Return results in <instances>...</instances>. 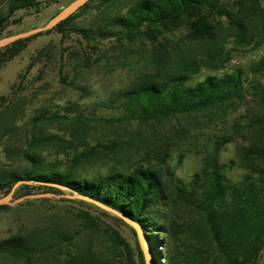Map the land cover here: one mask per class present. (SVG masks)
Returning a JSON list of instances; mask_svg holds the SVG:
<instances>
[{
	"label": "trees",
	"instance_id": "1",
	"mask_svg": "<svg viewBox=\"0 0 264 264\" xmlns=\"http://www.w3.org/2000/svg\"><path fill=\"white\" fill-rule=\"evenodd\" d=\"M95 1L89 0L78 10ZM40 4L37 0H8L0 12V33L16 11L37 9ZM126 4L106 27L75 31L87 41L94 33L100 39L125 40L129 46L144 29L168 33L185 26L191 39L211 47L223 24L214 18L224 16L229 24L226 31H235L242 39L253 37L250 20L264 19V0H129ZM233 4L237 13L231 9ZM74 14L51 30L62 33ZM258 25L261 28L264 23ZM33 36L1 47L0 64L15 56L19 46ZM188 49L186 43L169 48L158 42L154 52L160 57L157 69L162 70L163 55H174L176 60L182 55V63L194 66ZM253 70L260 77L252 88L264 116V56ZM159 72L161 77L145 76L130 88L110 94L104 103L105 117L91 111L85 114L75 103L66 113L40 105L27 116L23 98L4 99L0 108V193L8 194L18 181L25 180L30 183L17 185L15 193L36 188L54 195L68 191L95 199L139 223L155 264H257L264 246V164L252 157L264 158V131L261 145L241 151L238 168L242 173L237 177L228 174L232 165L219 161L215 142L202 168L182 181L166 167L168 149L147 147L138 155V146L114 129L132 121L188 117L240 100L248 92L243 73L206 75L188 84L183 72ZM100 123L112 131H97ZM153 135H159L156 129L150 133ZM61 200L91 205L77 199ZM4 208L7 205H0ZM75 218V232L83 240L76 243L75 233L63 227L49 233L15 235L0 240V264H45L47 258L55 264H144L138 243L131 248L115 227L102 226L99 214L80 209ZM112 219L125 224L117 217ZM63 248L73 250L63 253L61 260L58 255H63Z\"/></svg>",
	"mask_w": 264,
	"mask_h": 264
},
{
	"label": "rangeland",
	"instance_id": "2",
	"mask_svg": "<svg viewBox=\"0 0 264 264\" xmlns=\"http://www.w3.org/2000/svg\"><path fill=\"white\" fill-rule=\"evenodd\" d=\"M37 1L41 3L37 9H21L13 14L0 33V39L43 26L73 0ZM7 3L8 0H0V12ZM126 3L129 0H96L86 9L74 12V17L62 33L50 29L33 34L32 38L19 46L15 56L0 64V108L4 99L18 96L25 100L23 111L27 116L40 105L66 113L75 103L85 114L91 111L105 117L108 112L104 103L110 94L130 88L145 76L161 77L159 71L169 69L183 72L187 74L188 84H194L206 75L240 70L248 88L240 100L188 117H170L152 123L132 121L114 128L120 131L124 139H131L138 146V155H142L147 147L163 146L168 149L166 167L182 181H187L202 168L203 160L217 142L219 161L232 165L228 174L237 177L242 173L238 168L241 151L263 142L264 116L252 85L260 79L253 67L264 56V25L261 28L258 25L260 21L264 23V19L254 17L250 20L248 26L253 37L242 39L234 34V30V33L226 31L229 24L224 16L214 18L223 24L217 28V39L211 47L191 39L185 26L173 28L168 33L144 29V34L129 46L125 40L117 42L113 37L100 39L94 37V33H91L92 39L87 41L75 31L77 28L95 30L106 27L110 17L122 11ZM231 9L234 13L238 11L236 4ZM153 40L154 44L151 45L150 41ZM158 42L167 44L169 48H173L174 44L181 47L186 43L189 47L187 55L194 60V66L182 63V55L178 60L174 55L169 58L163 55L162 70L157 69L160 57L154 52ZM155 129L159 135L150 136ZM97 131L106 133L112 129L100 123ZM179 156L182 157L181 161ZM258 157L253 155L252 158L264 164V158L258 160ZM43 192L47 193L36 188L29 193L13 192L12 203L0 209V240L39 231L49 233L52 228L63 227L75 233L77 243L84 237L75 232V215L80 209H89L99 214L102 226L104 223L112 225L129 246L135 248L137 239L127 224L114 221L109 214H100V209L95 206L62 201V197L67 198L64 195L69 194L68 191L60 195L49 193L50 197H35ZM3 196L5 194L0 193V197ZM17 198L22 200L15 202ZM41 198L49 200L39 201ZM70 250L73 249H61L62 254ZM58 256L61 260L65 257L64 254ZM44 261L45 264H55L51 258ZM257 264H264V246Z\"/></svg>",
	"mask_w": 264,
	"mask_h": 264
},
{
	"label": "water",
	"instance_id": "3",
	"mask_svg": "<svg viewBox=\"0 0 264 264\" xmlns=\"http://www.w3.org/2000/svg\"><path fill=\"white\" fill-rule=\"evenodd\" d=\"M89 0H73L71 1L68 5H66L61 11H59L55 16H53L46 24H44L41 27H36L33 28L31 30H28L26 32H21V33H17V34H13L10 36H6L0 39V48L4 47L16 40L22 39V38H26L28 36H31L33 34L42 32V31H47L52 29L53 27H55L58 23H60L61 21L65 20L67 17H69L70 15H72L74 12H76L80 7H82L83 5H85ZM22 183H30V181H25V180H21L18 181L11 189V191L6 194L3 197H0V205H7L12 203V196H13V192L16 188L17 185L22 184ZM51 194L49 193H43V194H37L35 195V197H50ZM67 198H72V199H77V200H81L84 202H87L95 207H97L98 209H100L101 211L119 218L120 220H122L125 224H127L128 226H130L136 236L137 239V243L138 246L140 248V251L142 253L143 256V262L144 264H155V260L152 256L151 251L149 250L147 241L145 239L143 230L141 228V226L139 225V223H137L136 221L128 218L127 216H125L124 214H122L121 212L95 200L92 198H89L87 196H83V195H79L76 193L73 194H66L64 195ZM22 198H17L14 201L18 202L21 201Z\"/></svg>",
	"mask_w": 264,
	"mask_h": 264
}]
</instances>
